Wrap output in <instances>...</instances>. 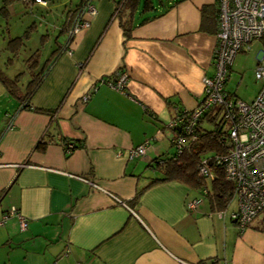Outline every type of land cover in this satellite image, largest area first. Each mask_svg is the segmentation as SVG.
Here are the masks:
<instances>
[{
    "label": "crops",
    "instance_id": "1",
    "mask_svg": "<svg viewBox=\"0 0 264 264\" xmlns=\"http://www.w3.org/2000/svg\"><path fill=\"white\" fill-rule=\"evenodd\" d=\"M116 1L91 0L88 27L33 95L32 106L51 113L16 112L13 98L12 107L0 100V264H264V215L240 228L231 217L233 196L220 209L171 181L134 201L157 176L153 160L173 151L168 125L176 113L204 98L216 36L201 23L216 28V0H180L164 12L157 6L151 13L162 15L142 25L138 8L128 38L111 18ZM66 40V33L58 38ZM259 42L264 50V38ZM233 66L225 91L250 102L261 84L241 99L228 85ZM119 71L126 73L122 90L105 83ZM3 93L0 83V99ZM41 138L43 150H33ZM61 138L77 146L69 156ZM141 144L144 154L130 158ZM12 208L25 229L16 216L3 220Z\"/></svg>",
    "mask_w": 264,
    "mask_h": 264
},
{
    "label": "built area",
    "instance_id": "2",
    "mask_svg": "<svg viewBox=\"0 0 264 264\" xmlns=\"http://www.w3.org/2000/svg\"><path fill=\"white\" fill-rule=\"evenodd\" d=\"M41 1L35 0L36 3ZM216 3L214 70L211 76L203 79L204 98L187 122H190L189 128L203 113L220 109L219 116L224 121L229 148L218 162L223 166L225 179L234 185L237 209L231 217L243 229L258 215H264V64H258L254 69V78L261 87L250 102L228 95L225 85L235 56L253 41L264 37V0H216ZM85 14H95L91 1L85 3L73 18L68 32L71 38L88 27ZM105 83L122 90L126 73L119 71ZM179 121L172 120L168 127ZM182 142L183 138L178 137L175 141L177 148L182 146ZM144 151L145 144H141L129 150V157L143 155ZM200 173L207 174L205 165L201 166ZM194 204L192 201L188 206L192 208ZM11 215L16 216L20 229L26 228V219L13 208L3 215V220Z\"/></svg>",
    "mask_w": 264,
    "mask_h": 264
},
{
    "label": "trees",
    "instance_id": "3",
    "mask_svg": "<svg viewBox=\"0 0 264 264\" xmlns=\"http://www.w3.org/2000/svg\"><path fill=\"white\" fill-rule=\"evenodd\" d=\"M14 0H2L0 13L6 18L7 6L13 3ZM91 0H80L74 9L68 10L65 14V20L61 24L60 31L53 38V47L40 65L41 60V46L36 48L30 55L24 59L25 71L28 75V82L26 84L20 83V74L13 78H8L4 71L0 68V83L4 87L7 95L12 97L17 103V111H30L33 113H51L32 106L31 99L35 92L39 89L45 77L48 75L52 65L58 57L65 52L66 47L72 40L68 35L70 24L77 15L78 11L83 5ZM180 0H118L116 1L113 11L112 19H116L119 26L123 30L125 38H128L133 27V20L135 12L139 9V14L142 15L137 25H142L147 21L155 19L162 15V13H151L156 9L157 5L164 7L163 12L173 6ZM28 6L31 3H36L35 0H22ZM172 2L171 5L166 6L165 3ZM204 8L201 9L203 14ZM214 21L216 28L207 29L201 23V30L209 33L217 32V11L215 10ZM151 13V14H150ZM80 16V15H79ZM33 23L20 36L9 37L7 39L5 49L8 50L10 56L8 60L11 61L19 54V49L24 45L25 39L31 35ZM35 29V25H34ZM62 33L67 34V40L64 44L58 41ZM264 38V37H262ZM261 38V39H262ZM259 39V40H261ZM46 40H49V35L42 34L40 37V45ZM43 46V45H42ZM230 71V68H229ZM227 93V92H226ZM228 94V93H227ZM229 95V94H228ZM232 96V95H230ZM234 97V96H233ZM193 110L178 111L173 118V121L180 120L175 125L170 126L172 131L171 145L173 151L171 154H164L156 157L151 168L157 172V176L150 179L149 183L141 190H139L134 198L144 191L145 188L163 182H178L190 189L203 192V195L208 198L217 208H225L231 200L234 192V185L227 181L224 176L223 166L218 160L222 158L228 151L229 145L226 142L227 131L225 129L224 121L220 118V109L203 113L195 122L188 128L187 122L192 118ZM8 118V117H7ZM9 121H13V117L9 116ZM8 121V122H9ZM211 125V127H208ZM189 130V131H188ZM178 137L183 138V144L177 148L175 141ZM193 137H195L193 139ZM225 139V142L223 141ZM46 141L41 138L34 146L33 150H43ZM63 150L69 156L77 146L66 138H61ZM205 161L204 163H202ZM205 165L207 174H201L200 168ZM211 176V177H210ZM216 260L202 261L199 264H217Z\"/></svg>",
    "mask_w": 264,
    "mask_h": 264
},
{
    "label": "rangeland",
    "instance_id": "4",
    "mask_svg": "<svg viewBox=\"0 0 264 264\" xmlns=\"http://www.w3.org/2000/svg\"><path fill=\"white\" fill-rule=\"evenodd\" d=\"M78 2L79 0H42L40 3H31L26 6L22 0H14L8 8L9 13L6 18L3 17L2 13L0 14V68L7 77L13 78L20 74V83L26 84L28 82L24 59L41 46V61L43 62L53 47V38L60 31V24L64 15L68 10L74 9ZM2 3V0H0V7ZM156 5L159 6L157 3ZM32 23L31 35L25 39L24 45L19 49V54L9 61L10 53L5 49L7 39L22 35ZM46 33L49 35V40L42 42L40 45V37ZM262 51L264 50H262L261 43L259 40H255L244 53H238L232 62L234 66L228 85L231 90H236L241 99H249L257 87L258 82L254 78V69L256 59ZM5 95L6 93H3V97L0 99L1 102L8 103L10 100L9 103L12 107L15 102L12 101V103V97L6 98ZM208 127H211V125ZM231 204L235 205L234 202H231Z\"/></svg>",
    "mask_w": 264,
    "mask_h": 264
}]
</instances>
